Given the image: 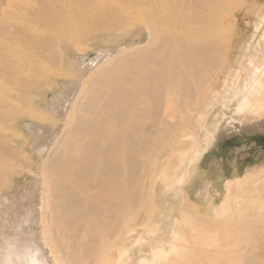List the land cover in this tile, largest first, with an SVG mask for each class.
<instances>
[{
  "label": "bare ground",
  "instance_id": "bare-ground-1",
  "mask_svg": "<svg viewBox=\"0 0 264 264\" xmlns=\"http://www.w3.org/2000/svg\"><path fill=\"white\" fill-rule=\"evenodd\" d=\"M221 1L0 0V174L21 173L13 130L49 176L42 198L0 192V264H117L148 173L192 145L157 168L217 63Z\"/></svg>",
  "mask_w": 264,
  "mask_h": 264
},
{
  "label": "rangeland",
  "instance_id": "rangeland-1",
  "mask_svg": "<svg viewBox=\"0 0 264 264\" xmlns=\"http://www.w3.org/2000/svg\"><path fill=\"white\" fill-rule=\"evenodd\" d=\"M215 10L219 12V22L224 29L222 40L217 47V63L214 67L207 69V73L199 82V88H201V95L197 99L199 102L196 100L192 102V108L183 114L180 123L168 134L163 149L157 157V168L164 161L173 159L172 155L179 140L183 139L184 134L189 131L199 139L200 146L211 141L209 138L203 140V131L198 124L194 123L199 117V112L204 109L203 104L207 100L206 96L212 85L216 92L228 91L219 102H215L213 108L209 106L206 110L207 122L215 123L218 133L223 135L222 115L231 116L232 112L228 108L230 102L242 98L243 94L238 86L244 83L250 61L253 63L262 61L263 53L260 51V43L264 40L262 37L264 0H223L215 6ZM229 39L230 42L227 44ZM244 46L249 48L243 50ZM238 65L242 71L239 79H233L236 86L231 90H225L224 81L229 82L231 74L234 77L238 75ZM252 76L256 75L252 74ZM193 126H195L194 129H192ZM255 128L256 126L251 132L238 128L234 132L242 137L236 136L220 144H217L215 137L207 150L210 158L219 161L222 159L224 167L241 157L243 161L240 166H236L234 173L242 172L244 168L254 171L245 174L246 170L241 176L229 178L234 183H238V186L233 189L235 200L231 201L228 207L230 214L227 219H233L234 223L225 224V218L216 217L215 211L208 208V201L197 189H194L196 192L194 196L189 188L186 189L190 202L194 204L191 205L183 199L181 186L167 187L162 180L157 179V171L152 170L147 175L146 186L139 193L134 208L135 217L128 222H123L116 231L120 235L133 226L136 228L122 245L125 251L120 264H149L154 255L160 252V241L170 239L171 229L177 226L183 230L185 237L189 240L183 255L181 252L177 253L175 249L169 251L168 264H264V248L260 251L249 250L259 246L260 243L261 246L264 245V188L260 187V183L264 181V135L255 136L264 133V129L255 132ZM11 131L13 132V130L5 132L19 143L15 145V150L19 154L12 158L20 161L17 168L21 169V173L15 175L16 173L8 172V175L5 171L1 172L0 192L7 194L20 189L17 192L19 193L35 181L36 192L42 198L49 176L46 171L36 169V164L40 167L45 157L31 153L28 150L29 144L20 142ZM17 147L22 148H19L21 151ZM236 148L239 150L235 151ZM180 156H176V164ZM258 159L262 163L260 166L255 165ZM4 172L7 176L3 174ZM152 185L155 190L151 194L153 204L150 207L152 208H149L147 204ZM225 194V190H222L220 197H225ZM13 201L8 198L3 199L4 204ZM182 209L196 213L200 218L195 222L184 224L180 221ZM175 218L179 219V224ZM197 235H200V238L192 241V236ZM142 237L147 238L151 243L144 241ZM255 253L259 255L256 261L249 260V255Z\"/></svg>",
  "mask_w": 264,
  "mask_h": 264
},
{
  "label": "crops",
  "instance_id": "crops-1",
  "mask_svg": "<svg viewBox=\"0 0 264 264\" xmlns=\"http://www.w3.org/2000/svg\"><path fill=\"white\" fill-rule=\"evenodd\" d=\"M262 37L264 38V33ZM230 39L227 44H229ZM260 45V51L263 53L261 54L262 61H256L254 63L250 61L248 74L244 80V83L238 86L243 94L242 98L240 100L234 99L230 102L228 108L232 112L231 116L227 117L222 115L221 124L224 136L218 133V128L217 126L215 127V123L213 124L207 122L208 113L206 110L209 106L213 108L228 91H224V93H220L218 91L216 92L212 85L207 93V100H205V104H203L204 109L199 112V117L196 118L194 123L198 124V127L203 131V140L209 138L211 141L203 146H200L199 139H197L195 135H192L190 131L184 134L183 139H180L178 144L180 146L185 144L186 146V137L192 135V145L190 146L189 151L184 154L182 159L177 160V164L175 163L171 166V170L167 173V179L169 181H167L165 177L160 178V180H162V182L167 187L177 185L181 186L180 191L183 193V199L191 205L194 204L190 202L189 195L187 194L188 191H186V189L189 188L192 191L193 196L196 195L194 189H197L208 201V208H211L215 211L216 217H221L223 219L225 218V224L228 222L230 224L234 223L233 219H227L228 215L230 214L228 207L230 206L231 201L233 202V200H235L233 197V189L235 186H238V183H234V181L229 178L241 176L247 169L244 168L242 172L234 173L236 170L235 168L240 166L243 161L241 157L234 159L233 162H230L224 167L223 160L221 159L219 161L217 159L214 160L210 158V156H208L207 150L215 137L217 139V144H220L224 140L227 141L229 139H233L236 136L242 137L237 135V132H234V130L238 128L244 129L248 132H251L254 126H256L255 132H259V130L264 129V40H262ZM246 48L248 49L249 47L244 46L243 50ZM241 71L242 70L238 65V75H235L234 77L233 74H231V79L229 82L226 83V80L224 81V85L226 86L225 90H231L236 86L233 79H239ZM252 74L256 76L254 77ZM194 127L195 126H193L192 129H194ZM259 135H264V133L255 136ZM237 150L239 149L236 148L235 151ZM259 159L257 161L259 163H255L257 166L262 164ZM250 168H252V166ZM250 172L254 171L248 168L245 174ZM261 186L263 189L264 181L260 183V187ZM222 190H225L226 194L225 197L221 198L220 194ZM180 216V221L184 224L195 222L200 218L198 214L183 209L180 210ZM175 221L179 224L178 218H175ZM135 230L136 228L134 230L128 231L121 238L117 248V264H120L123 258V252L125 251V248L122 247L123 243L126 242L128 236L134 233ZM192 235H194V233H192ZM199 236L200 235H197L196 237L192 236V241L199 239ZM142 239L148 243H151L145 237H142ZM188 240L189 239L185 237L183 230H181L179 226L174 227L171 229L170 239H162L160 241V252H157L154 255L152 261L149 264H168L169 251L172 249L177 250V253L181 252L183 255L184 249L187 247L186 244L188 243Z\"/></svg>",
  "mask_w": 264,
  "mask_h": 264
}]
</instances>
